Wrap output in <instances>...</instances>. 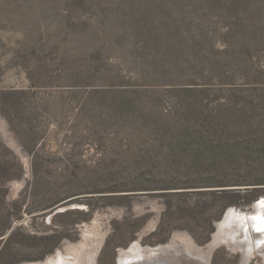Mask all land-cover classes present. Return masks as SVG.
Returning <instances> with one entry per match:
<instances>
[{
  "label": "rangeland",
  "instance_id": "1",
  "mask_svg": "<svg viewBox=\"0 0 264 264\" xmlns=\"http://www.w3.org/2000/svg\"><path fill=\"white\" fill-rule=\"evenodd\" d=\"M205 260L264 264V0H0V264Z\"/></svg>",
  "mask_w": 264,
  "mask_h": 264
},
{
  "label": "bare ground",
  "instance_id": "2",
  "mask_svg": "<svg viewBox=\"0 0 264 264\" xmlns=\"http://www.w3.org/2000/svg\"><path fill=\"white\" fill-rule=\"evenodd\" d=\"M260 215V214H259ZM257 216H258V214H257ZM252 218V217H251ZM257 218V217H256ZM259 220H260V218H259ZM252 224H253V226L255 227H257V225L259 224L260 225V223H258V222H256V221H254V218H252ZM262 221V220H261ZM250 225V224H249ZM258 225V226H259ZM251 227V226H250ZM256 227H255V229H256ZM243 232V231H242ZM257 232V231H256ZM247 237V236H246ZM244 240V239H243ZM247 240V239H246ZM249 241V239L247 240V242ZM261 238H260V234L259 233H256V242L258 243V245H260L261 244ZM254 242V241H253ZM245 244V243H244ZM241 246V245H240ZM243 253H244V256L246 257V255H247V253L249 252V250H250V248H249V245H244L243 246ZM127 260V259H126ZM195 260V259H194ZM197 260V259H196ZM200 260V259H199ZM128 261V260H127ZM148 261V260H147ZM157 261H162V262H164L165 263V261H167V260H157ZM192 261V260H191ZM122 262V261H121ZM124 262V261H123ZM168 262V261H167ZM194 262V261H193ZM205 262H206V260H205ZM124 264V263H123ZM133 264V263H132ZM206 264H210V263H208V261L206 262Z\"/></svg>",
  "mask_w": 264,
  "mask_h": 264
}]
</instances>
